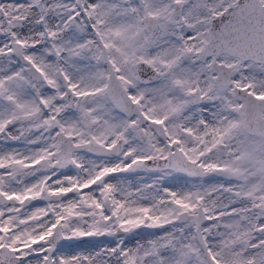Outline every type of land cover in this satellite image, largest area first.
<instances>
[{"label": "snow or ice", "instance_id": "6c2138e0", "mask_svg": "<svg viewBox=\"0 0 264 264\" xmlns=\"http://www.w3.org/2000/svg\"><path fill=\"white\" fill-rule=\"evenodd\" d=\"M0 264H264V0H0Z\"/></svg>", "mask_w": 264, "mask_h": 264}]
</instances>
